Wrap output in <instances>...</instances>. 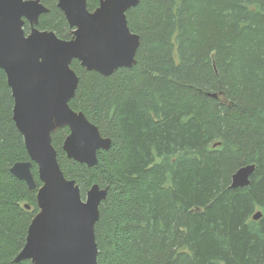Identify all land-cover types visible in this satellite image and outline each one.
I'll use <instances>...</instances> for the list:
<instances>
[{
	"label": "trees",
	"instance_id": "trees-1",
	"mask_svg": "<svg viewBox=\"0 0 264 264\" xmlns=\"http://www.w3.org/2000/svg\"><path fill=\"white\" fill-rule=\"evenodd\" d=\"M87 1L91 12L101 2ZM58 3L42 0L38 29L70 40ZM127 19L140 37L136 66L105 77L72 65L70 106L111 148L89 168L63 151L68 128L53 136L83 199L108 189L98 264H264V0H142ZM14 105L0 70V264H33L15 262L39 208L38 191L10 171L31 160ZM249 165L251 184L232 189Z\"/></svg>",
	"mask_w": 264,
	"mask_h": 264
},
{
	"label": "water",
	"instance_id": "water-1",
	"mask_svg": "<svg viewBox=\"0 0 264 264\" xmlns=\"http://www.w3.org/2000/svg\"><path fill=\"white\" fill-rule=\"evenodd\" d=\"M141 1L101 0L91 12L87 0H59L58 8L72 30L71 39L62 40L54 32L38 29L41 16L49 12L42 0H0V70L7 75L15 102L14 122L31 159L16 163L10 171L29 190L38 191L39 212L16 263L98 264L95 230L108 189L94 185L83 199L80 187L60 167L53 136L68 128L63 151L68 159L89 168L98 165L100 151L111 148V140L70 106L79 86L72 65L78 61L105 77L136 66L140 37L132 33L127 14ZM26 23L31 27L28 34ZM255 170L256 165L241 168L231 188L248 187ZM261 217L259 212L254 220Z\"/></svg>",
	"mask_w": 264,
	"mask_h": 264
}]
</instances>
